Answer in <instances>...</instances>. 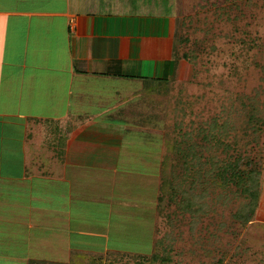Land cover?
<instances>
[{
	"label": "crops",
	"instance_id": "crops-1",
	"mask_svg": "<svg viewBox=\"0 0 264 264\" xmlns=\"http://www.w3.org/2000/svg\"><path fill=\"white\" fill-rule=\"evenodd\" d=\"M132 10L123 0H0V264H82L89 257L71 239L89 235L78 207L83 182L88 167L117 172L120 154L109 141L116 134L84 130L126 108L131 96L120 81L149 85L176 69L168 64L173 33L161 36L147 14ZM99 80L113 85L87 83ZM83 98L109 113L82 111ZM100 205L119 215L112 201ZM125 205L121 215L138 210ZM263 205L259 194L254 212L262 229ZM102 222L91 236L105 237L110 223Z\"/></svg>",
	"mask_w": 264,
	"mask_h": 264
},
{
	"label": "rangeland",
	"instance_id": "rangeland-1",
	"mask_svg": "<svg viewBox=\"0 0 264 264\" xmlns=\"http://www.w3.org/2000/svg\"><path fill=\"white\" fill-rule=\"evenodd\" d=\"M123 1L134 9L132 13L147 14L161 36L170 30L175 39L186 37V41L175 40L174 44L178 58L183 52L187 54L182 57L181 66L178 62L175 64L178 73H174L176 69L170 71L172 76L167 79L157 77L149 85L134 79L120 81V90L129 91L127 94L131 96L126 108L121 110L123 114L119 113L113 120L104 118L97 124H87L85 133L98 134L101 129L103 136L116 134L109 141L118 145L120 156L115 173L93 174L88 167L90 172L86 176L88 173L89 176L83 182L86 189L83 187L81 191L87 203L79 202L78 207L82 211L81 225H86L89 235L71 237L73 243H81L83 255L89 256L82 264L97 255L103 257L105 250L111 248L129 251L117 257L116 263L132 264L130 255H149L156 240L164 241L162 247L171 259L163 263L149 260L146 264H264V229L259 228L255 212L247 221L235 217L240 203L244 216L252 208L248 197L235 189L224 191L208 185L205 202L210 208L198 220L188 213L174 215L173 206L168 208V216H159L154 211L160 162L168 151L169 139L174 136L171 130L174 121L193 130L199 126L208 130L212 125L215 128L209 122L217 116L219 125L231 124L243 137L246 133L242 134L241 130L252 105L256 114L264 118V0ZM230 4V15H227L223 9ZM134 65L129 71L137 70ZM87 83L96 88L113 85L103 80ZM86 103L88 100L83 98L82 111L86 113H109L91 104L88 108ZM228 133L234 131L229 129ZM247 133L244 140L250 142V129ZM259 133L252 151L248 149L250 144L243 147L260 157L259 194L264 200V132ZM194 191L201 195L204 189L198 185ZM100 201H112L119 215L115 209L108 215ZM132 202L137 203L138 210L121 215L125 204ZM78 207L72 206L74 210ZM102 221L110 223L106 230L102 228L101 233L108 231L105 237L103 234V237L91 236L99 233L96 229L103 226ZM73 260L79 263V258L73 257Z\"/></svg>",
	"mask_w": 264,
	"mask_h": 264
},
{
	"label": "trees",
	"instance_id": "trees-1",
	"mask_svg": "<svg viewBox=\"0 0 264 264\" xmlns=\"http://www.w3.org/2000/svg\"><path fill=\"white\" fill-rule=\"evenodd\" d=\"M238 8L239 5L236 4V10ZM223 10L224 13L230 15L228 12L231 10V4ZM185 38L176 37L175 39L173 32L172 59L168 62L172 68L187 54L183 52L182 57L178 58L174 42L175 40L186 41ZM117 74L122 75L121 73ZM126 76L129 75L126 74ZM163 79H167V77ZM250 109L246 113L244 128L241 127L243 128L242 134L246 133L243 137L235 131L237 128L233 125L230 124L227 127L225 123L219 125L217 116H214L209 122V125L215 124V128L212 125L211 128L208 127V130L203 126L193 130L182 122L174 121L171 129L174 136L169 139L170 141L168 140V151L160 162L159 182L154 205L159 216H168V208L173 206L172 213L174 215L188 213L198 220L210 208L205 202V192L209 185L220 187L224 191L235 189L243 197H248V204L252 206L248 216H244L240 203L235 217L237 219L245 218V221L249 220L248 218L258 204L262 169L260 168V157L250 154L243 146L250 144L248 149L251 148L252 151L255 147L254 144L258 142L259 132H264V118L256 114L255 106L252 105ZM229 129L234 133L229 134ZM248 129L251 131L250 142L244 140V137H247ZM228 137L230 138L228 139ZM198 185L204 189L201 195L194 191ZM181 216L183 217V215ZM162 244L164 245L162 240L154 241L150 254L147 256L131 254L130 257L134 260L132 264H146L149 260L150 262L160 261L163 263L170 260L171 258L167 255L166 249H163ZM123 255H127V252H107L106 257L92 258L87 264H101L99 261H103L104 264L105 260V264H118L116 263L117 257Z\"/></svg>",
	"mask_w": 264,
	"mask_h": 264
}]
</instances>
